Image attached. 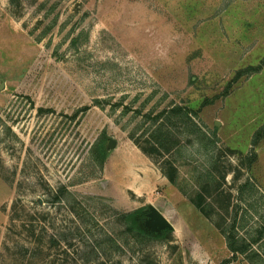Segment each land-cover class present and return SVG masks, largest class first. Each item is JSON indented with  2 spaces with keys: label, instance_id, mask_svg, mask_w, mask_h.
Returning <instances> with one entry per match:
<instances>
[{
  "label": "rangeland",
  "instance_id": "obj_1",
  "mask_svg": "<svg viewBox=\"0 0 264 264\" xmlns=\"http://www.w3.org/2000/svg\"><path fill=\"white\" fill-rule=\"evenodd\" d=\"M175 105L204 134L172 117L159 153L155 117ZM262 127L264 0H0V264H221L217 222L264 228ZM169 158L212 218L164 175ZM150 205L171 233H124L120 213Z\"/></svg>",
  "mask_w": 264,
  "mask_h": 264
},
{
  "label": "trees",
  "instance_id": "obj_2",
  "mask_svg": "<svg viewBox=\"0 0 264 264\" xmlns=\"http://www.w3.org/2000/svg\"><path fill=\"white\" fill-rule=\"evenodd\" d=\"M261 70V65L258 66H250L247 70H239L233 81H236L241 77L242 74H252L255 72H259ZM245 72V73H244ZM189 112H194L195 116L198 115V111H191L187 108L183 107L182 105H175L170 109H163L160 113L155 117V122L157 127L153 131V137L155 139V144L153 145L154 151L161 152V148H165L169 150V146L165 144L171 136V129L168 128L167 123L171 122L174 117H181V120L184 117H188V119H192L195 132L198 134H204L201 126L189 115ZM166 115V121H159L161 116ZM173 117V118H172ZM131 137L135 140L139 148L143 150V152L149 154V149L143 147L138 140L135 139L134 134H131ZM264 138V127L258 129L255 133L254 138L252 140V144L255 146L257 145L262 139ZM170 141V140H169ZM102 144V140L97 142V147L101 150L98 153L97 158L100 161V164L103 165L106 157H107V149ZM257 155L254 153L253 158ZM162 171L164 175L168 178V180L176 185L181 191L185 192L195 207L206 217L212 218V216L216 213V208L212 205L211 202L208 201L206 194L203 191H197L194 194H188L183 186L180 184V171L178 165L175 163L174 159H165L162 165ZM249 183H246L242 186L245 188L248 186ZM71 195V192L66 186L59 187L53 193V202H58L64 199V196ZM121 219L124 222V233L131 234L135 238L145 237V236H152L159 239H165L170 233L171 229H164L162 230V234L159 235V232L149 231L147 230L146 221L149 218L148 211L144 207L137 208L133 211L120 213ZM223 220V217H222ZM216 226L221 230V232L225 235L227 246L229 247L232 255L226 259H224L221 264H230L233 261L238 259L239 255H244L251 264H264V228L258 230V234L254 236L252 239H246L245 237H240L237 231V219L228 225H224L223 223L217 222ZM55 242V240H52ZM257 244V247H254ZM117 248H121V245L116 243Z\"/></svg>",
  "mask_w": 264,
  "mask_h": 264
},
{
  "label": "water",
  "instance_id": "obj_3",
  "mask_svg": "<svg viewBox=\"0 0 264 264\" xmlns=\"http://www.w3.org/2000/svg\"><path fill=\"white\" fill-rule=\"evenodd\" d=\"M115 145L116 141L114 139H110V147ZM148 216L149 218L146 221V226L151 231L160 232L167 228H173V224L156 206H149Z\"/></svg>",
  "mask_w": 264,
  "mask_h": 264
},
{
  "label": "crops",
  "instance_id": "obj_4",
  "mask_svg": "<svg viewBox=\"0 0 264 264\" xmlns=\"http://www.w3.org/2000/svg\"><path fill=\"white\" fill-rule=\"evenodd\" d=\"M263 68V67H262ZM260 72V71H259ZM160 179L161 180H165V177L163 178V177H160ZM163 182H166V181H163ZM133 192H135V194H140V193H138L139 191H137L138 189H137V187L135 186V187H129ZM135 190V191H134Z\"/></svg>",
  "mask_w": 264,
  "mask_h": 264
}]
</instances>
